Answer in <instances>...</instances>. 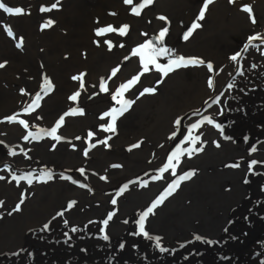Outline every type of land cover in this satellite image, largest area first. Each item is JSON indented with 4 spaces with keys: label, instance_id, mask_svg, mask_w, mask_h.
<instances>
[{
    "label": "rangeland",
    "instance_id": "rangeland-1",
    "mask_svg": "<svg viewBox=\"0 0 264 264\" xmlns=\"http://www.w3.org/2000/svg\"><path fill=\"white\" fill-rule=\"evenodd\" d=\"M159 1L152 0L151 4H145V0H130V2L106 0L108 7L101 13L91 12L96 6L93 3L89 4V10L85 13L90 19L88 31L91 33V44L94 47L104 45L100 47L106 50L115 47H118L115 49L117 51L122 48L126 50L108 52L113 55L119 54L122 58L119 57L115 62L109 60L110 62L103 67L99 60L95 78L92 77L89 63L88 68L80 67L83 62H87V59L81 49V41L74 34V29L71 27L68 32L64 28L58 29L56 24L59 20L55 16H39L34 21L33 27L34 32L41 38L47 35L58 38L59 45L42 44L43 46H75L73 55L70 52L62 55L65 64L73 66L63 79L56 73L60 72L65 64L56 65L58 68L52 70L42 61L33 64L23 63L21 52L24 49L21 47L28 43L27 34L21 32L23 36L18 35L9 23L0 27L10 48L17 50L14 55L0 52V64L4 65L0 68V90L8 96V100L3 102V105H9L15 100L11 107L0 109L7 111L0 114V176L4 177V180H0V202H2L0 223H3L2 219L7 214L8 217L14 214L17 217L30 214L27 210L26 213H21L27 207L25 202L30 198L38 199L44 194L42 192L47 191L46 186L55 181L56 186L61 184L69 192L64 194L63 190L55 197L54 193H46L54 199L48 202V199L43 198L46 205H52V208L39 228L45 223L49 224L50 218H55L58 213H63V217L68 214L78 230L69 232L66 238L59 240L55 245L62 246L65 253L70 254L72 249L78 252L79 245L75 243L77 238L87 243L93 240L96 244L90 243V245L94 249L92 254H96L99 249L105 251L107 246L106 241L101 238V226H97V221L102 218L93 215L82 217L81 213L85 210L81 207L88 205L86 203L83 205L82 201H90L88 196L95 194H88L93 191L91 188L103 190L112 186L111 179L105 173L112 177L116 173L128 175L134 171V174L129 175L133 176L140 172L144 173V169H147L146 164L152 165L148 169L156 167L145 175L146 178L133 181L131 186L134 187V191H147L148 189L144 188H148L149 182L160 181L165 176L168 178L166 187L162 186L156 192L151 189L149 194L144 195L145 199L142 202H145L143 207L139 208L142 213L143 209L163 196L168 186L178 180L180 175L193 173L188 180L181 181L168 197L165 196L166 203L171 197L179 196L190 186V183L196 181L195 173L212 172V169H209L214 167V149L217 145H224L223 147L230 150V154L224 155L221 163L217 165L219 169L232 167L236 163L242 164L247 161L246 158L248 161L252 160L245 150L249 151L250 148L256 147L257 139L260 137L258 138L259 134L254 132L257 129L258 131L264 129V0L261 11L254 8L255 2L252 0H231V2L213 0L205 9L202 20L197 18L205 0H166L163 4H159ZM246 6L251 8V13L244 11ZM160 17H165V20L162 21ZM49 21L52 23L49 24ZM141 22L143 23L140 25ZM194 22L199 23L200 27L194 29L192 35L185 40L184 34ZM163 28H167L168 32L160 42L158 36ZM9 30L12 32L11 36L8 35ZM65 33L68 35L67 40ZM149 42L156 50L154 62L150 61L153 48H141ZM85 52L87 54V50ZM237 52L241 55L233 61L231 57ZM17 54H20L22 62L18 61ZM97 55L95 54L94 57L96 58ZM180 56L185 59L203 60L204 63L179 68L173 66V70L165 74L169 62ZM127 61L133 65L132 68L124 67ZM209 63L213 65L211 71L207 68ZM132 69L136 71H131ZM209 79L213 81L211 88L208 86ZM188 88L197 91V96L192 97L191 94L172 96ZM145 89L152 91L145 92ZM257 95L263 102L256 101L259 100L256 98ZM73 96L76 99H71ZM217 96H220L219 103L212 104V100ZM37 100L38 103L34 104L33 101ZM124 101L132 103L125 107ZM252 101L254 106L250 111ZM81 108H92L91 111L95 113L93 122L90 124L75 122V117L82 114ZM138 111H143L144 115L139 122H136V118L132 115ZM249 112L254 113L252 116H247ZM6 114L10 115L6 116ZM205 116L212 118L213 124L204 121ZM9 117H14L19 122L14 119L9 121ZM244 117L254 122V130L235 136L239 128H244ZM177 120L180 124L176 123ZM58 121H60L59 127H57ZM110 124L113 125L114 130L109 128ZM193 124H198L199 127L193 129ZM215 124H219L223 132L217 129ZM233 124L234 129L231 130ZM11 128H16V131ZM52 128H57L58 139L47 135ZM8 129L19 139V142H15L20 145L19 152L15 155H12L8 149V145L14 143L8 142L4 137ZM29 133H32V136H29ZM25 136L29 138L26 140ZM195 136H199L200 140L193 144L192 138ZM60 139L64 141L60 142ZM41 143L44 146L62 144L64 148H69V151L64 153L65 158L69 160H61L54 153L49 158H37L34 152H42L39 148ZM241 144L243 153L238 149ZM193 148L200 150L193 151ZM31 158L45 164L56 163L62 167L31 168L28 166ZM26 162L25 166H19ZM77 165L81 166L76 167ZM64 167L72 171L63 173L66 171ZM81 169L84 170L83 174ZM29 172L33 177L48 172L56 175L57 178L45 181L34 179L31 185L23 181L18 185L12 180L13 175L19 176ZM248 172L253 173L250 169ZM222 181L216 185L214 178L210 180V184L205 185L206 189L197 203H191L190 199L186 201L187 205L199 206L195 213L197 225L201 223V227L198 225L196 236H200L202 242L210 238L206 242L212 241V247H214V237L212 233L209 234V226L205 224L204 219L209 218L210 213L211 217H214L215 211L211 210L221 205L219 204L221 196L229 191L227 180ZM163 182L165 183V180ZM6 184L11 185V190L6 188ZM122 185L114 184L112 187L119 188ZM128 191L125 192V196L131 195ZM68 194L70 196L67 198ZM120 196L110 197L111 201L115 199L118 202ZM72 201H75V204L68 209L67 205ZM17 204H20L19 210ZM163 205L164 202L157 205L145 221L148 236L137 234L138 224L132 225L136 235L135 243L137 235L139 243L148 240L147 245L150 247H153L151 238L161 239L158 232L156 235L153 233L155 230H152V226L154 228L156 226L151 221L158 220ZM203 208L207 209L202 211ZM122 217L120 213V218ZM37 226L36 223L28 228ZM1 228L3 226L0 224ZM110 233L111 229L109 231L108 227L105 228V234L110 236ZM154 244H157L155 239ZM18 247L20 246L6 249L5 246H0V252L4 254L2 252L20 251ZM134 247V244L125 243L123 248ZM38 250L39 248L34 249L33 252L37 254L44 251ZM166 251L167 248L162 252ZM12 255L14 256L10 258H16L18 254ZM21 258L25 259L20 253L14 264H19L17 261Z\"/></svg>",
    "mask_w": 264,
    "mask_h": 264
},
{
    "label": "bare ground",
    "instance_id": "bare-ground-1",
    "mask_svg": "<svg viewBox=\"0 0 264 264\" xmlns=\"http://www.w3.org/2000/svg\"><path fill=\"white\" fill-rule=\"evenodd\" d=\"M165 1L166 0H160L159 4H163ZM252 1L255 2V5H253L254 8L261 11L263 8V0ZM0 2L4 3L7 7H19L22 9L20 14H10L0 9V27L9 23L18 35L23 36L21 32L27 34L28 43L21 47L24 49L21 52L23 63L27 62L28 64H33L42 61L48 64L50 69L56 70L58 68L57 66L65 64L62 60L63 53L66 55L69 52L73 55V51L75 53V46H43L52 44L59 45V42H57L58 38L56 36L47 35L41 38L39 34L34 32L33 23L39 16H55L59 20L56 24L58 29L62 30L64 28L67 32L71 27L74 29V34L81 41V49L87 59V62H83L84 64H81L80 67L88 68L89 63L92 68V77L94 78L99 60L102 63L101 67H103L110 62L109 60L115 62L120 57L119 54H110L111 52L126 51L125 48L118 51L115 50L118 47L106 50L100 47L104 45L94 47L91 44V33L88 31L90 19L86 17L85 12L89 10V4L91 3L96 6L91 12H103V10L108 7L106 5V0H0ZM53 4H55L56 7L53 8ZM41 8H45L47 11L42 12ZM88 14L93 15L96 13ZM142 23L143 22H141L140 25ZM1 32L3 33L2 29L0 30V52H5L8 55L16 54L17 50H12L10 48ZM65 37L67 40L68 35L66 33ZM86 50L87 54L85 52ZM95 54H98L96 58L94 57ZM102 54L103 56H101ZM17 55L18 61L22 62L20 54ZM123 55H125V53H123ZM120 58H122V56ZM124 67L130 69L133 65L130 61H127ZM72 68L73 66L65 64L60 72L56 74L63 79ZM131 71L136 70L132 69ZM192 88L174 93L172 96L176 97L179 94H185V96H187L191 94L190 96L196 97L198 92L195 90L192 91ZM256 98H259V95H257ZM7 100L8 96L0 90V109L9 108L15 103L14 100L9 105H3V102ZM256 101L263 102L261 98ZM253 106L254 103L252 101L249 107L250 111H252L251 107ZM81 110L82 114L79 117H75V122H86L87 124L93 122L95 113L91 111L92 108H81ZM4 112L7 111L0 110V114ZM253 113L254 112H249L247 116H252ZM9 115L10 114H6V116ZM143 115V111H138L132 116L136 118V122H139V120L143 118ZM14 121L18 120L14 119ZM234 121L237 122V119L234 118ZM253 123L254 122L250 119L246 118L244 128H239L235 136L243 132L247 133L248 131L251 132L250 130H254L255 124ZM11 129L16 131V128ZM232 129H234V124L231 126V130ZM6 131L7 133L4 137L8 142L14 143L9 144L8 149L12 155H15L19 152L18 148H20V145L15 143L16 141L19 142L18 136H15L10 129ZM254 134H259L258 138L260 137L257 139L256 147L250 148L249 151L245 150L249 159L252 158V160L248 161V158H246L247 161L242 164L236 163L232 167L227 166L226 168L223 167V169H219L217 165L221 163L223 156L230 154L228 148L223 147L224 145H220L214 149V167L209 169H212V172L201 171L200 173H195L194 180L196 181L190 183V186L181 192L179 196L171 197L167 203L165 200L162 201L164 205L161 207L159 218L157 217L158 220L152 219L151 221L154 226H156V228L152 226V230H155L153 233L156 235L158 232V235L161 236L159 247H157V244H154V237L150 239L151 246L153 247L147 245L148 240L139 243L137 239V242H134L136 237L134 236L132 225L135 226V223H137L142 214L139 208L143 207L142 205L145 202H142L145 199L144 195L149 194L151 189L153 192H156L160 187L167 186L166 182L168 178L165 176L160 181L157 180L156 182L154 180L153 182H149L148 188H144L148 189L147 191H134V187L131 186L133 181L146 178L147 176L145 175L149 174L150 170L153 171L156 169V167L148 169L152 165L146 164L145 167H147V169H144V173L140 172L133 176L129 175L134 174V171L128 175H126V173H116L112 177L105 173V175L111 179L110 183L112 186H114V184L123 185L119 188L111 186L103 190L91 188L93 191L88 192V194L95 193L88 196L91 200L86 202L82 201L83 205L85 203L86 205L88 204L85 207H81L85 210L81 213L82 217L85 215H93L103 219L97 221V226H100L101 221L107 219L109 213H113V219L107 225L108 230L110 231L111 229V233L109 240L106 241L107 246L105 251H102L104 249L97 250L96 254H92L94 249L90 243L95 245L96 242L92 240L90 243H87L79 238L75 240V243L79 245L78 252L72 249V253L67 254L62 246L55 245L59 240L66 238L67 236L65 233L68 235L74 227V223L71 222V218L68 214L65 217L57 215L54 216L55 218H50V227L48 230H44L43 227L39 228L43 220L48 217L47 215L51 212L52 208V205H46L43 198L48 199L47 201L49 202L51 199H54L58 192H62L63 190L64 194L69 192V190L64 189V186L61 184L60 186H56L55 181H53L46 186L47 191L42 192V194H44L38 197V199L41 198V200L30 198L25 202L27 207L24 208L21 213H26L25 210H27L30 211V214H22L18 217L15 214L8 217L7 214L2 219L3 223H0L3 226V228L0 229V246H5L6 249H13L15 246H20L17 248L20 251L2 252L8 255L1 254L0 252V263L14 264V261L17 260L21 253L25 259L21 258L17 261L19 264H264V129H261V131L257 129ZM63 141L64 139H60V142ZM61 145L46 144V146H44V144L41 143L39 148L42 149V152H34L35 156L37 158H49L52 157L54 153L57 158L61 160H69L64 156V153L69 151V148H64V146ZM261 146L262 148H260ZM238 149L240 153H243L242 144L238 146ZM31 159V161H28L30 163L28 166L31 168H38L39 166H46L49 168L55 166L57 168L62 167L56 163L45 164L37 161L35 158ZM253 160L257 162L254 165L252 164ZM261 161L263 163H261ZM26 164L27 162L22 165L19 164V166H25ZM206 164L208 165V163ZM79 166L81 165H77L76 167ZM249 169L252 170L253 173L248 172ZM64 170L66 171L63 173L69 170L72 171V169L65 167ZM57 171L59 172V170ZM51 176L54 179L57 178L56 175ZM213 178L214 184L216 185L219 182H223V179H226L229 183V187H227L229 191L224 192L221 196V201L219 203L221 205L211 210L215 211L214 217H211L212 214L210 213L209 218L204 219L205 224L209 226V234L212 233L214 237V247H212L211 243H208L209 241L206 242V240L210 238L205 239L203 242L195 239L196 233H198V225L201 227V223L197 225L195 213V211H198L199 206L197 204L193 206L186 204L188 199L191 200V203H195L197 200L199 201L198 198L206 189L205 185L207 186L210 184V180H213ZM164 180L165 183L163 182ZM125 185H127L126 188ZM6 188L11 190L12 187L6 184ZM121 189H124V191H121ZM127 190H129L128 193L131 194L130 196H125ZM114 191L115 193H113ZM46 193H54V197H49V194ZM117 193H119V195H117ZM69 196L70 194L66 195L67 198ZM118 196H120V200L113 205L110 197ZM166 197H168V195ZM93 200L94 202H92ZM151 205L152 204L148 207H151ZM147 208L143 209L142 212L147 211ZM206 209L207 208H203L202 211ZM120 213L123 215L122 218H120ZM65 220L68 221L67 224L64 223ZM36 223L38 225L37 227L28 228V226ZM211 226L212 229H210ZM118 233L121 234L118 235ZM128 240L135 245L133 250L128 248L126 253H119V245L121 243L125 244ZM37 248H39L38 251H44L36 254L33 250ZM166 248L167 251L163 253L161 249ZM12 254L18 255L15 256L16 258H10V256H14ZM159 254H161V256ZM110 260H112V262H110Z\"/></svg>",
    "mask_w": 264,
    "mask_h": 264
},
{
    "label": "snow or ice",
    "instance_id": "snow-or-ice-1",
    "mask_svg": "<svg viewBox=\"0 0 264 264\" xmlns=\"http://www.w3.org/2000/svg\"><path fill=\"white\" fill-rule=\"evenodd\" d=\"M126 2H130V0H126ZM213 2V0H205L204 2V6L200 9V12H199V17L197 18L198 20H202L204 18V15H205V9L208 7V5H210L211 3ZM229 2H231V0H229ZM152 3V0H145V4H151ZM52 7H56L55 4L52 5ZM0 9H3L4 12L6 13H10V14H20L22 12V9L19 8V7H16V8H12V7H7L4 3L0 2ZM135 10V9H134ZM41 11L44 12V11H47L45 8H41ZM244 11L246 12H249L251 13V8L250 7H245L244 8ZM138 14V13H137ZM160 19L163 21L165 20V17H160ZM49 24L52 23V21H49L48 22ZM253 23H255V21H253ZM200 27V24L199 23H193L191 25V27L189 28V30L184 34V39L187 40L189 38V36L192 35V32L194 29H197ZM168 32V29L167 28H163L160 33H159V36H158V41L162 42L164 40V37L165 35L167 34ZM8 35H12V32L11 30L8 31ZM250 41H251V38H250ZM19 47V45H17ZM141 48H153V45L151 42H149L148 44H145V45H142ZM155 49L153 48V55L150 57V61L151 62H154L155 61ZM160 51H167L166 49H160ZM241 53L240 52H237L235 55H233L231 57V59L233 61H236L238 57H240ZM204 61L203 60H199V59H185L183 56H180V57H176L175 59H172L170 62H169V65L166 66L167 70L165 72V74H167V72H170L173 70V66L176 67V68H179V67H187V66H190V65H200V64H203ZM4 65L3 64H0V68H2ZM207 68L209 69V71H211L213 69V65L211 63H209L207 65ZM145 71H147V67H145ZM73 79H77L76 77H73ZM132 83V82H130ZM208 86L209 88L213 87V81L211 79L208 80ZM125 88H127V86H124ZM149 91H152L151 89H145V92H149ZM78 95V94H77ZM141 95H143V93H141ZM71 99H76L75 96L71 97ZM220 101V96H217L215 97V99L212 100V104H217L219 103ZM34 104H37L38 103V100L37 101H33ZM131 101H124V105L125 107L127 106H130L131 105ZM31 107V105L29 106ZM209 107H211V104L209 105ZM75 111V110H73ZM9 121L15 119L14 117H9L8 118ZM63 120V118H61V121ZM204 121H206L208 124H213V119L212 118H209L207 116L204 117ZM20 123H24L23 121H20ZM113 123H114V120H113ZM177 124H180V121L177 120L176 121ZM59 124H60V121L57 122V127H59ZM199 127L198 124H193L192 125V128L195 129ZM215 127L217 129H220L221 132H223V129L221 128V126L219 124H215ZM109 128L114 130L113 128V125L110 124L109 125ZM56 131H57V128H52L50 132L47 133V135H50V136H53V137H56ZM91 135V134H90ZM29 136H32V133H29ZM29 136H25L24 138L27 140L29 138ZM35 138V137H33ZM58 139V137H56ZM226 139H228V137H225ZM200 140V137L199 136H195L192 138V143L195 144L197 141ZM135 147V146H134ZM217 147H219V145H217ZM193 151H199L200 149L199 148H193L192 149ZM257 162L255 160L252 161V164H256ZM251 167V165H250ZM81 173L83 174L84 170L81 169L80 170ZM193 175L192 172H188L184 175H180L178 180H176L174 183L170 184L168 186V189L166 190L165 194L163 196H161L160 198H158L157 200H155L151 207H148L147 208V211H144L142 212V214L140 215L138 221H137V224H138V233L137 234H144L145 236H148L149 233L146 231V228H145V221L146 219L149 217V214L153 212V210L157 207V205L161 204L162 201L165 199V196L167 195H170L172 192H174L176 190V188L179 186L180 182L181 181H186L188 180L191 176ZM52 178L51 174L48 173V172H42L39 176L37 177H33L32 173L29 172L27 174H24V175H13L12 176V180H14L18 185L23 181V182H27V184L31 185L33 183V180L36 179L37 181H45V180H50ZM0 180H4V177L3 176H0ZM81 187H83V185H81ZM127 187V185H125V188ZM121 191H124V189H121ZM117 195H119V193H117ZM23 201H21L22 203ZM2 203V202H0ZM111 203L113 205H115L117 203V201L115 199H113L111 201ZM75 204V201H72L70 202L68 205H67V208L68 209H71ZM17 210H19L20 208V204H17ZM58 215H63V213H58ZM113 219V213H109L108 216H107V219H105L103 221V225L104 226H107L109 224V222ZM65 224L68 223V221H64ZM49 224L48 223H45L43 225V228L44 230H48L49 229ZM78 229L77 228H72L71 231L72 232H76ZM100 232L102 233V236L101 238L105 241H108L109 240V235L108 234H105V227H101L100 229ZM65 235L67 236V233H65ZM157 242V247H159V244H160V239L159 237H155L154 238ZM196 240H200L201 237L200 236H196L195 237ZM208 243H211V241H209ZM183 246V245H181ZM121 248L124 247V244H121L120 245ZM161 251H164V249H161Z\"/></svg>",
    "mask_w": 264,
    "mask_h": 264
},
{
    "label": "water",
    "instance_id": "water-1",
    "mask_svg": "<svg viewBox=\"0 0 264 264\" xmlns=\"http://www.w3.org/2000/svg\"><path fill=\"white\" fill-rule=\"evenodd\" d=\"M156 177H158V176H156ZM143 180H144V179H143ZM158 213H159V211H158ZM100 220H103V219H100ZM98 221H99V220H98ZM100 226H101V227H105V228H107V226H104V225H103V221L100 222ZM108 234H109V233H108ZM119 234H121V233H118V235H119ZM143 235H144V234H143ZM134 236H136V235L134 234ZM137 239H138V235H137ZM89 242H91V241H89ZM126 243H128V244H133V243L130 242V240H128ZM121 244H123V243H121ZM121 244H120V245H121ZM120 245H119V248H118V252H119V253H122V252H125V253H126V250H127L128 248H121ZM99 250H101V249H99ZM131 250H133V249H131ZM110 262H112V260H110Z\"/></svg>",
    "mask_w": 264,
    "mask_h": 264
}]
</instances>
